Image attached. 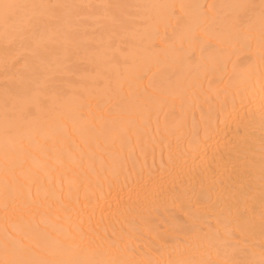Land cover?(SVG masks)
Here are the masks:
<instances>
[{
	"label": "bare ground",
	"instance_id": "bare-ground-1",
	"mask_svg": "<svg viewBox=\"0 0 264 264\" xmlns=\"http://www.w3.org/2000/svg\"><path fill=\"white\" fill-rule=\"evenodd\" d=\"M0 3V264H261L264 0Z\"/></svg>",
	"mask_w": 264,
	"mask_h": 264
},
{
	"label": "snow or ice",
	"instance_id": "snow-or-ice-1",
	"mask_svg": "<svg viewBox=\"0 0 264 264\" xmlns=\"http://www.w3.org/2000/svg\"><path fill=\"white\" fill-rule=\"evenodd\" d=\"M18 7L14 4L0 3V8H3V19L6 24H12L15 22V16L13 14V9ZM9 264H34L32 261H12ZM264 264V260L261 261Z\"/></svg>",
	"mask_w": 264,
	"mask_h": 264
}]
</instances>
